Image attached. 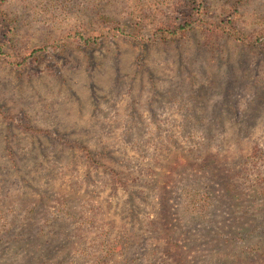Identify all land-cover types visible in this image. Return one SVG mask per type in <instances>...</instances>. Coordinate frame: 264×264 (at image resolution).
Returning <instances> with one entry per match:
<instances>
[{
	"label": "rangeland",
	"instance_id": "374dc122",
	"mask_svg": "<svg viewBox=\"0 0 264 264\" xmlns=\"http://www.w3.org/2000/svg\"><path fill=\"white\" fill-rule=\"evenodd\" d=\"M181 1L0 0V264H264V46Z\"/></svg>",
	"mask_w": 264,
	"mask_h": 264
},
{
	"label": "trees",
	"instance_id": "16d2710c",
	"mask_svg": "<svg viewBox=\"0 0 264 264\" xmlns=\"http://www.w3.org/2000/svg\"><path fill=\"white\" fill-rule=\"evenodd\" d=\"M184 3V0L179 2L178 5ZM186 5L182 6L178 16H169L167 20L161 22L156 30L155 35L162 41H177L180 40L187 33L193 31L196 24H202L206 30V39L209 40L214 35H224L225 37H233L235 41L243 45L264 46V29L258 31L256 34L246 35L237 30L236 26V13L230 12L225 15L219 16L218 21L208 20L207 7L204 0H186ZM144 17L146 14H142ZM144 21V20H143ZM7 20V16L0 12V26L1 30L5 33V41L9 43L11 39V29ZM138 25V24H136ZM15 28V27H14ZM13 28V29H14ZM9 45V44H8ZM37 53V52H36ZM34 56V55H31ZM28 59V58H27ZM115 174V173H114ZM120 179V174L116 179ZM6 227V223L3 225ZM13 224L10 226L12 227Z\"/></svg>",
	"mask_w": 264,
	"mask_h": 264
}]
</instances>
